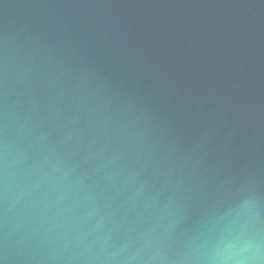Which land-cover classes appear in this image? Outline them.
I'll list each match as a JSON object with an SVG mask.
<instances>
[{"label":"water","instance_id":"obj_1","mask_svg":"<svg viewBox=\"0 0 264 264\" xmlns=\"http://www.w3.org/2000/svg\"><path fill=\"white\" fill-rule=\"evenodd\" d=\"M0 264H264V0H0Z\"/></svg>","mask_w":264,"mask_h":264}]
</instances>
